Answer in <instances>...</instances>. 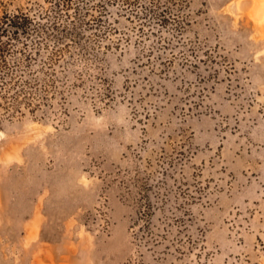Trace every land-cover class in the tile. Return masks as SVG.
I'll list each match as a JSON object with an SVG mask.
<instances>
[{
  "label": "rangeland",
  "instance_id": "rangeland-1",
  "mask_svg": "<svg viewBox=\"0 0 264 264\" xmlns=\"http://www.w3.org/2000/svg\"><path fill=\"white\" fill-rule=\"evenodd\" d=\"M150 1L72 0L66 100L0 115V264H264V0Z\"/></svg>",
  "mask_w": 264,
  "mask_h": 264
},
{
  "label": "trees",
  "instance_id": "trees-1",
  "mask_svg": "<svg viewBox=\"0 0 264 264\" xmlns=\"http://www.w3.org/2000/svg\"><path fill=\"white\" fill-rule=\"evenodd\" d=\"M71 4L72 0H52L54 14L17 10L0 15V115L22 113L24 108L45 114L52 98L66 100L74 83H69L68 74L63 73L61 45L69 39L80 44L79 26L86 22L84 15L89 11L88 7L81 11L76 4L74 14L67 16L65 11ZM61 6L65 10L61 11ZM164 10H159L158 0H151L136 15L149 24L163 21ZM60 16L68 22L59 20ZM50 41L54 47L45 52Z\"/></svg>",
  "mask_w": 264,
  "mask_h": 264
}]
</instances>
